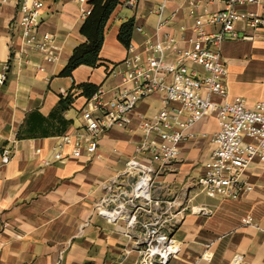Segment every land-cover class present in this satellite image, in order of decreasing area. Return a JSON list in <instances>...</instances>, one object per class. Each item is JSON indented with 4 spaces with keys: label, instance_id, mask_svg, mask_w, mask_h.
Segmentation results:
<instances>
[{
    "label": "crops",
    "instance_id": "1",
    "mask_svg": "<svg viewBox=\"0 0 264 264\" xmlns=\"http://www.w3.org/2000/svg\"><path fill=\"white\" fill-rule=\"evenodd\" d=\"M90 1H45L38 32L52 35L53 42L41 52L21 37L17 0H0V71L8 67L7 79L0 85V147L12 149L6 164L0 154V264L137 262L139 253L124 233L125 223L109 218L95 204L105 183L123 173L130 158L138 155L147 161L149 155L136 154L143 139L138 124L141 118L155 116L162 101L159 95L141 100L130 113L128 127L103 132L96 159L85 147L83 119L94 95L87 98L76 87L93 83L103 89L104 103L113 98L123 83L109 67L121 63L130 50L144 52L146 42L156 40L159 19L150 10L161 0H136L135 5L120 0L106 25L102 64L81 65L72 76H61L73 49L86 40L80 28L85 19L82 10H91ZM190 1H167L164 17L171 21L161 32L182 36L179 26L192 25ZM222 7V2L202 0L195 13ZM132 18V40L125 48L117 35L121 24ZM251 34L253 40H230L221 47L229 96L242 97L249 107L264 102V30ZM70 93L72 102L60 106L61 97ZM217 128L214 114L192 131L212 134ZM79 135L83 139L78 149L73 142L62 143L65 136ZM211 149L204 137L183 142L178 158L157 180L160 198L180 199L179 209L185 208L173 232L180 252L167 264H264V163L253 162L247 170L251 191L237 199L211 196L196 185ZM193 207L209 213H195ZM246 217L251 224L243 223Z\"/></svg>",
    "mask_w": 264,
    "mask_h": 264
},
{
    "label": "built area",
    "instance_id": "2",
    "mask_svg": "<svg viewBox=\"0 0 264 264\" xmlns=\"http://www.w3.org/2000/svg\"><path fill=\"white\" fill-rule=\"evenodd\" d=\"M45 1L17 0L21 37L27 46L41 52L48 51L53 42L52 35L38 32ZM167 1L161 0L150 10L159 19L156 40L146 42L142 53L130 50L121 63L113 65L110 73L121 76L123 83L113 98L104 103L100 98L104 91L99 88L83 111L85 147L98 159L96 150L103 132L115 126L128 127L130 113L141 100L159 95L162 101L155 116L141 118L138 124L143 139L136 154L149 155L147 161L138 155L130 158L125 171L105 183L104 194L95 204L109 218L125 223L124 233L141 256L137 264H167L180 252L173 228L184 217L185 208L179 209L180 199H161L157 180L178 158L183 142L199 136L210 141L211 154L196 185L211 196L237 199L251 191L247 170L253 162L264 163V102L249 107L242 97L229 96L221 50L226 41L253 40L251 32L264 30V0H213L222 2L223 7L215 11L205 8L201 15L195 12L202 0L190 1L192 25L179 26L181 37L161 32L171 21L164 17ZM127 4L135 5L136 0ZM82 12L86 17L90 10ZM7 68L5 65L0 71V85L7 79ZM214 114L216 132L192 131L196 123ZM82 139V135L75 139L65 136L62 143L73 142L78 149ZM0 154L6 164L12 149L0 147ZM192 210L209 213L203 207ZM242 221L252 223L250 217Z\"/></svg>",
    "mask_w": 264,
    "mask_h": 264
},
{
    "label": "trees",
    "instance_id": "3",
    "mask_svg": "<svg viewBox=\"0 0 264 264\" xmlns=\"http://www.w3.org/2000/svg\"><path fill=\"white\" fill-rule=\"evenodd\" d=\"M90 3L92 6L90 13L85 17L80 28V33L86 40L73 49L66 66L61 72V76H72L73 71L81 65L98 67L102 64L100 51L104 42L106 25L120 0H91ZM133 31V18L122 23L119 28L117 38L125 48L130 47ZM112 67L113 65L109 67V72ZM76 88L81 91V95L90 98L97 92L99 86L86 82ZM72 100L71 93L66 97H61L60 106L66 107Z\"/></svg>",
    "mask_w": 264,
    "mask_h": 264
},
{
    "label": "rangeland",
    "instance_id": "4",
    "mask_svg": "<svg viewBox=\"0 0 264 264\" xmlns=\"http://www.w3.org/2000/svg\"><path fill=\"white\" fill-rule=\"evenodd\" d=\"M157 193V192H156ZM175 228H176V226L173 228V232H174V230H175ZM137 250V249H136ZM141 259V256L140 255H138V259H137V262H136V264L138 263V261Z\"/></svg>",
    "mask_w": 264,
    "mask_h": 264
}]
</instances>
